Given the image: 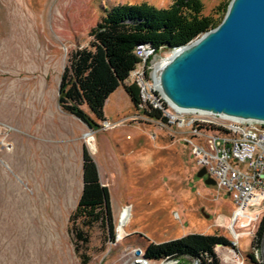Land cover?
I'll use <instances>...</instances> for the list:
<instances>
[{
	"label": "rangeland",
	"instance_id": "1",
	"mask_svg": "<svg viewBox=\"0 0 264 264\" xmlns=\"http://www.w3.org/2000/svg\"><path fill=\"white\" fill-rule=\"evenodd\" d=\"M171 2L0 0V264H132L136 249L143 254L150 241L190 234L224 236L232 243L217 245L213 255L203 252L206 264H264V237L261 244L254 243L261 217L249 226L233 225L231 197L206 184L207 176L198 177L189 135L141 105L136 74L108 98L107 128L85 106L99 125L74 139L73 115L58 105L69 55L90 45L92 30L110 10L144 4L160 9ZM202 2L204 15L216 18L218 25L231 0ZM137 48L136 68H145V78L154 87L152 67L170 56L172 48L151 46L148 57H140ZM130 87L140 97L136 104ZM94 138L116 235L112 240L99 225L92 227L82 249L89 258L84 263L69 226L83 186L76 156L82 143L95 150ZM126 209L129 216L124 219ZM173 260L202 264L191 252Z\"/></svg>",
	"mask_w": 264,
	"mask_h": 264
},
{
	"label": "trees",
	"instance_id": "2",
	"mask_svg": "<svg viewBox=\"0 0 264 264\" xmlns=\"http://www.w3.org/2000/svg\"><path fill=\"white\" fill-rule=\"evenodd\" d=\"M203 12L202 0H172L168 7L160 9L144 4L110 10L92 30L90 45L77 48L69 55L60 83L59 105L94 129L99 124L85 106L98 120H106L107 99L140 62L136 47L148 44L159 50L189 43L217 25L216 18ZM133 90L129 88L136 104L140 97ZM150 114L162 117L160 110L153 109ZM95 225L115 239L110 190L101 182L98 164L85 146L82 192L69 226L75 251L84 263L89 258L82 249L90 240L89 230ZM263 237L264 217L254 243L261 244ZM217 245L231 246L232 243L224 236L190 234L171 241H150L145 256L152 260L176 259L191 252L206 264L203 252L213 255Z\"/></svg>",
	"mask_w": 264,
	"mask_h": 264
},
{
	"label": "water",
	"instance_id": "3",
	"mask_svg": "<svg viewBox=\"0 0 264 264\" xmlns=\"http://www.w3.org/2000/svg\"><path fill=\"white\" fill-rule=\"evenodd\" d=\"M160 62L159 91L177 109L264 123V0H231L220 24ZM197 175L216 185L205 168ZM135 256L132 264L152 261L140 248Z\"/></svg>",
	"mask_w": 264,
	"mask_h": 264
},
{
	"label": "built area",
	"instance_id": "4",
	"mask_svg": "<svg viewBox=\"0 0 264 264\" xmlns=\"http://www.w3.org/2000/svg\"><path fill=\"white\" fill-rule=\"evenodd\" d=\"M137 52L140 57H148L153 49L146 44ZM131 73L137 75L140 97L144 102L141 105L160 110L161 119H166L170 125L177 126L189 135L186 140L192 148L197 165L200 169L205 168L216 185L229 194L235 208L233 225L237 226L239 222V225L249 226L260 217L262 220L264 123L174 108L157 91L155 85L152 87L149 80H146L144 67L142 72L135 68ZM103 124L106 128L111 125L107 120ZM86 135L89 139L94 131Z\"/></svg>",
	"mask_w": 264,
	"mask_h": 264
},
{
	"label": "crops",
	"instance_id": "5",
	"mask_svg": "<svg viewBox=\"0 0 264 264\" xmlns=\"http://www.w3.org/2000/svg\"><path fill=\"white\" fill-rule=\"evenodd\" d=\"M110 97V96H109ZM108 99H107V101H106V104H105V106L107 105V103H108ZM57 102H58V100H57ZM58 105H59V102H58ZM60 106V105H59ZM61 107V106H60ZM105 108V107H104ZM62 109V108H61ZM63 112H65L64 110H62ZM65 113H67V112H65ZM68 114H70V113H68ZM105 114V113H104ZM70 115H72V114H70ZM74 116V115H73ZM71 117L72 119H73V130H71V132H72V135H74V134H76L75 135V138L74 139H78V135L79 134H82L83 132H85L88 128H89V126L86 124V123H84L83 121L80 123L79 122V120H75V117ZM77 118V117H76ZM105 118H106V115H105ZM79 119V118H78ZM77 132H78V134H77ZM85 146H87L88 147V149H89V151H90V153L93 155V157H94V159L96 160V162L98 163V165L100 164L99 162H100V160L98 159V157L96 158V156H97V152H98V147H97V144H96V142H95V138H94V146H95V150H93V149H91L90 147H89V145L88 144H84V143H82V146H81V148H80V150L78 151V153H77V159H78V161H79V163L81 164V166H82V174H83V149H84V147ZM37 151L38 152H41L42 151V148L40 147V149H37ZM40 154V153H39ZM39 161V160H38ZM81 161H82V163H81ZM40 162V161H39ZM41 164H42V162H40ZM99 173H100V178H101V182L105 185V183H104V180H103V178H102V171H101V167H99ZM83 178V177H82ZM132 207L133 206H131V210H132ZM113 213H114V210H113ZM146 249V248H145Z\"/></svg>",
	"mask_w": 264,
	"mask_h": 264
},
{
	"label": "bare ground",
	"instance_id": "6",
	"mask_svg": "<svg viewBox=\"0 0 264 264\" xmlns=\"http://www.w3.org/2000/svg\"><path fill=\"white\" fill-rule=\"evenodd\" d=\"M161 66H162V63L161 62H158L157 64H155L154 69L159 68ZM154 79H155V82H154L155 83V86L159 90L158 81L156 80V72L154 74ZM171 106L174 107L172 104H171ZM174 108H176V107H174ZM200 113H202V114H208V113H204V112H200ZM90 137H91V135H90ZM128 216H129V209H126V211L123 213V218L124 219H127ZM169 263L170 264H175V262H173V261H170Z\"/></svg>",
	"mask_w": 264,
	"mask_h": 264
}]
</instances>
